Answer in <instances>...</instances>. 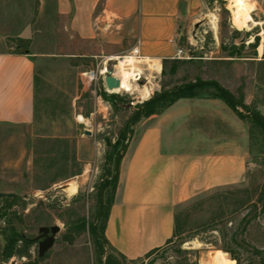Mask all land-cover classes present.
<instances>
[{"label": "rangeland", "instance_id": "obj_1", "mask_svg": "<svg viewBox=\"0 0 264 264\" xmlns=\"http://www.w3.org/2000/svg\"><path fill=\"white\" fill-rule=\"evenodd\" d=\"M240 4H252L254 9L249 15L238 14L235 6ZM186 5L182 40H177L182 53L174 60H155L162 62V72L147 85L152 84L154 94L142 99L136 92L108 93L102 78L96 77L103 62L112 68L118 62L115 57L129 55L133 47L113 57L101 54L102 44L83 41L65 28L55 0H0V50H17L20 36H26L29 41L20 50L38 55L34 122L0 125V193L16 198H0V264H101L91 227L98 216L101 188L106 177L113 178L116 154L136 130L132 119L137 109L156 94L215 81L237 99L254 94L264 99V63L259 61L264 56V0H188ZM256 37L255 49L250 43ZM242 41L243 59L203 60L226 57L231 46ZM136 65L146 66L143 61ZM214 92L206 87L201 94ZM255 105L253 100L248 106ZM85 130L92 137H86ZM262 136L258 134L251 147L246 183L211 189L181 205V234L134 264L196 259L198 264H217L231 254L238 258L236 264H259L258 252H264V207L258 201L264 185ZM70 183L77 186L75 193L68 190ZM111 192L112 186L103 191V203ZM52 225L61 230L52 248L39 257L32 239L40 226ZM11 230L29 242L19 240L6 263L3 247Z\"/></svg>", "mask_w": 264, "mask_h": 264}, {"label": "crops", "instance_id": "obj_2", "mask_svg": "<svg viewBox=\"0 0 264 264\" xmlns=\"http://www.w3.org/2000/svg\"><path fill=\"white\" fill-rule=\"evenodd\" d=\"M187 1L55 0V9L74 35L102 44L101 54L113 57L138 46L145 57L174 60L182 51L177 40ZM37 57L28 49L0 50V125L34 122ZM202 90L141 116L125 141L105 226L106 253L114 258L135 260L163 247L174 235L181 205L211 189L246 183L248 123L224 99ZM257 97L248 95L244 103L254 100L264 116V99Z\"/></svg>", "mask_w": 264, "mask_h": 264}, {"label": "trees", "instance_id": "obj_3", "mask_svg": "<svg viewBox=\"0 0 264 264\" xmlns=\"http://www.w3.org/2000/svg\"><path fill=\"white\" fill-rule=\"evenodd\" d=\"M258 39L259 38L256 37L255 42L250 43V45L252 47H254L255 49L257 47ZM18 41L20 43L17 44L18 49L16 51L19 52V51H22L20 49L23 47V45H22L23 42H27L29 40L19 38ZM244 47H245V41H242L240 46H237V45L231 46L230 52L226 56V57H228L229 60H222V59H219L220 57L219 58L216 57V58H213L212 61H215V62L216 61L231 62V61H235L236 59H242L245 57V56L241 55V49H243ZM256 54H257V52H254V56H252V57L255 58ZM202 57L203 56H198L199 59H202ZM261 62L264 63V56H263V60H261ZM206 87H213L216 90V92L210 94V96L219 97V98L224 99L236 111V113L240 116V118H242L243 120H245L248 123V131H249V138H250V150H251V147L254 144V142L258 140V134H260V133L263 134L262 141L264 142V128L261 126V124L255 118L250 116V114L253 113V114L257 115L263 122H264V116L256 108H252V107L246 105L244 103L243 98L237 99L233 95L230 94V96L236 102V105H233L223 94L222 90H224V89L221 88L219 86V84L215 81L205 82L203 84H191V85L182 86L178 90L171 91L167 94H164V93L156 94V96H154L152 99H150L149 101H147L145 104H143L141 106L140 112L133 119L132 123L138 121L141 116L162 112L165 108H167L169 105L174 103L179 98L193 97V96L197 95L198 90H202ZM224 91L227 92L226 90H224ZM227 93L229 94V92H227ZM240 108H242L244 110V112L240 111ZM124 150H125V145H124L122 151H120V152H123ZM120 152H118L116 155H118ZM119 165H120V162H119ZM117 180H118V175H116V177H114V178H109L108 180H106L104 182V190H106L108 187L112 186V192L104 200L100 218L97 219V217H96L95 223H93L91 225L92 232H93L95 242H96V245L98 247L100 256L103 257L106 254L105 261L102 262L103 260H101V264H134L135 262H137L139 260H143V257H140V258L135 259V260H127L126 258L122 257L121 258L122 260H120V259L114 258L113 255L109 254L108 252L106 253V246L108 245V241L105 237V226H106V221H107L108 214H109V208L114 202V194H115L116 187H117ZM3 198H5V197H3ZM5 199L15 200L16 198L15 197H6ZM258 201H262V204L264 207V185L261 188ZM178 220H179V212L177 209L176 215H175L176 227H175L174 235L172 238L181 234L180 229L178 227ZM83 227H84L83 225H77V228L80 230ZM19 240H22L26 243L29 242V239H27L24 234H22L20 232H16L15 230H11L9 237L6 239L4 247H3V256L5 258L12 256V254L15 251L14 249L16 247V244ZM170 241H171V239L168 241V243ZM157 250H158V248L150 251L149 253H147L145 255V257L150 256L151 254H153ZM226 252L231 253L229 250H226ZM258 253L260 254L259 264H264V252L262 251V252H258ZM231 258L236 259L238 261V258L233 256L232 254H231ZM180 264H198V260L197 259L193 260V261L185 260V262H180Z\"/></svg>", "mask_w": 264, "mask_h": 264}, {"label": "built area", "instance_id": "obj_4", "mask_svg": "<svg viewBox=\"0 0 264 264\" xmlns=\"http://www.w3.org/2000/svg\"><path fill=\"white\" fill-rule=\"evenodd\" d=\"M181 53H182V51H180L178 53V55H181ZM119 59H122V60H119ZM131 59H133V61H134L133 65L130 64ZM144 59H148L149 61L146 62ZM115 60H117L118 62L113 64L112 68H110L107 65V62H103L96 71V77L100 76L102 78L103 87H104L106 92H108V93L122 92V91H115L116 89L109 90L105 84V81H104V78L107 75H111V76L115 77L116 79H118L120 81V84H121V79H120L119 74L122 73V70H120L119 65L122 64V69L127 68V67L130 68V66L132 68L134 66V76L131 78L132 79L131 83L134 85V88L141 89V88L146 87L148 89V92H147L148 96L145 99L150 98L154 94L155 90L152 87V84L149 87H147V85L150 83V81L152 79H155L156 77H158L161 74V72H162V62L161 61H159L157 63V62H155L156 59L143 56L141 54L138 46H134L131 49L129 55L115 57ZM141 61H143L146 64V66L138 68L136 64L141 62ZM103 64L105 65V71L104 72H102V70H101V66ZM158 66H159V70H157ZM145 71H148L149 73L146 75ZM134 92H136L139 95V97L144 99L143 94H141L138 90L125 92V93L132 95Z\"/></svg>", "mask_w": 264, "mask_h": 264}, {"label": "water", "instance_id": "obj_5", "mask_svg": "<svg viewBox=\"0 0 264 264\" xmlns=\"http://www.w3.org/2000/svg\"><path fill=\"white\" fill-rule=\"evenodd\" d=\"M89 75H92V73H89ZM105 84L107 86V88L109 90L118 88L120 86V81L118 79H116L115 77L111 76V75H107L104 78ZM204 82H199L198 84H203ZM223 94L225 95V97L233 104L236 105V102L234 101V99L230 96V94H228L227 92H225L224 90H222ZM167 94V93H164ZM146 103V102H145ZM144 103V104H145ZM133 104H127V107L132 106ZM141 107H139L133 117V119L137 116V114L140 112ZM250 116H252L253 118H255L260 124L261 126L264 128V122L255 114L251 113ZM132 119V120H133ZM84 133L86 135H92V132L89 130H85ZM122 157V153L120 152L119 155L117 156V160H116V169H115V174L112 176L113 178L116 177L117 175V171H118V165L119 162L121 160ZM108 177L105 178V180H107ZM103 191H104V185H102L101 188V200H100V205H99V212H98V216L97 219L100 218L101 216V212H102V206H103ZM15 194L12 193H0V198L3 197H14ZM61 230L60 226L58 225H52V226H40L38 228V236L33 238L32 240L34 242H36L38 244V256L39 257H43L48 250H50L52 248V246L55 243L56 240V235L57 233H59ZM6 263L10 262L9 258L5 259ZM11 264H16L15 261H12Z\"/></svg>", "mask_w": 264, "mask_h": 264}, {"label": "bare ground", "instance_id": "obj_6", "mask_svg": "<svg viewBox=\"0 0 264 264\" xmlns=\"http://www.w3.org/2000/svg\"><path fill=\"white\" fill-rule=\"evenodd\" d=\"M235 8H236V12H238V14L240 12H245L246 14H248L250 11H252L254 9L252 4H240V5H236ZM214 19H216V18L213 17L211 19L213 24L215 23ZM133 63H134V61H133V59H131L130 64L133 65ZM119 68H120V70H122V73L119 74L120 79H121V84L118 88H115L116 89L115 91L130 92V91L138 90L141 94H143V98L145 99L148 96L147 95L148 89L146 87L141 88V89L134 88V85L131 83L132 82L131 78L134 76V66L132 68H131V66H130V68H128V67L124 68L125 69L124 70V69H122V64H120ZM101 70H102V72L105 71V65H103ZM157 70H159V66H158ZM69 185L70 186H68L69 187L68 190L70 191V193H75L77 191V186L73 183H70ZM217 264H236V261L232 258L222 257L217 261Z\"/></svg>", "mask_w": 264, "mask_h": 264}]
</instances>
